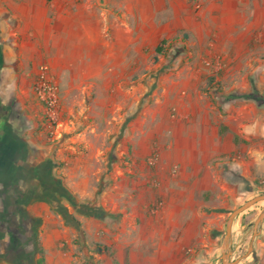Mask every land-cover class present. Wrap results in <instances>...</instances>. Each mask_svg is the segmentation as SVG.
<instances>
[{
  "label": "crops",
  "instance_id": "obj_1",
  "mask_svg": "<svg viewBox=\"0 0 264 264\" xmlns=\"http://www.w3.org/2000/svg\"><path fill=\"white\" fill-rule=\"evenodd\" d=\"M82 14V0H0V264H194L181 241L208 247L210 260L231 205L264 194V64L249 66L250 84L228 63L222 91L194 100L166 139L148 143L152 167L147 154L127 153L131 130L116 142L113 126L62 129L52 156L44 132L8 102L18 83L33 85L22 63L55 38L51 23L65 33ZM258 234L246 260L264 264V222Z\"/></svg>",
  "mask_w": 264,
  "mask_h": 264
},
{
  "label": "rangeland",
  "instance_id": "obj_2",
  "mask_svg": "<svg viewBox=\"0 0 264 264\" xmlns=\"http://www.w3.org/2000/svg\"><path fill=\"white\" fill-rule=\"evenodd\" d=\"M82 2L83 14L77 16L80 21L70 23L65 33L62 22L58 26L51 23L55 38L49 41L41 38L40 44L46 40L40 47L43 53L32 55L29 66L26 61L22 63L25 70L19 73L24 70L30 77L35 75L33 85L18 83L8 102L9 110L18 113L26 127L44 132L52 156L62 143V129L84 131L113 126L116 142L124 130L130 129L133 139L127 153L143 157L147 154L149 161L157 154L148 148V143L159 144L161 137L166 139L163 134L176 129L181 111L187 114L194 100L200 102V97L209 98L222 91L221 78L228 63L238 64L237 80L246 78L250 84L255 83L257 71L249 66L264 64V0ZM39 32L46 31L40 28ZM162 40L166 41L164 45ZM160 45L163 51L158 55L155 49ZM40 66L47 67L48 76L57 88V120L51 128L46 107L35 91ZM212 84L216 90L210 93ZM5 92L0 85V98ZM108 148L109 144L103 159L108 155L112 158ZM249 199L242 198L231 205L218 240L209 245L210 260L205 259L203 252L208 247L204 250L199 247L203 250L199 252L190 241L180 242L179 254L195 259L194 264H220L227 217ZM263 208L264 202H259L235 220L231 233L232 260L240 259L247 253L250 242L257 241L259 234L253 235L252 227ZM247 257L239 262L256 264L255 260H246Z\"/></svg>",
  "mask_w": 264,
  "mask_h": 264
},
{
  "label": "water",
  "instance_id": "obj_3",
  "mask_svg": "<svg viewBox=\"0 0 264 264\" xmlns=\"http://www.w3.org/2000/svg\"><path fill=\"white\" fill-rule=\"evenodd\" d=\"M259 202H264V194L257 195L247 201H245L242 205L238 206L234 210H232L226 220L225 223V235L223 237V241L221 244V263L220 264H238L239 261L247 257L252 251V244L249 245L247 253L243 255L240 259L232 260V249H231V233L234 221L245 211L253 207L255 204ZM264 221V208L259 212L257 217L253 223V235L258 234V228ZM254 238V237H253Z\"/></svg>",
  "mask_w": 264,
  "mask_h": 264
},
{
  "label": "built area",
  "instance_id": "obj_4",
  "mask_svg": "<svg viewBox=\"0 0 264 264\" xmlns=\"http://www.w3.org/2000/svg\"><path fill=\"white\" fill-rule=\"evenodd\" d=\"M208 64V63H207ZM218 66V65H217ZM35 91L39 100L46 107L48 120V128L56 123L57 120V88L49 78L46 66H40L36 77ZM156 163V158H150L148 164L153 166Z\"/></svg>",
  "mask_w": 264,
  "mask_h": 264
},
{
  "label": "trees",
  "instance_id": "obj_5",
  "mask_svg": "<svg viewBox=\"0 0 264 264\" xmlns=\"http://www.w3.org/2000/svg\"><path fill=\"white\" fill-rule=\"evenodd\" d=\"M165 43H166L165 40H162V41H161V45H164ZM161 45L158 46V47H156V49H155V53L158 54V55H161V54H162V51H163Z\"/></svg>",
  "mask_w": 264,
  "mask_h": 264
},
{
  "label": "flooded vegetation",
  "instance_id": "obj_6",
  "mask_svg": "<svg viewBox=\"0 0 264 264\" xmlns=\"http://www.w3.org/2000/svg\"><path fill=\"white\" fill-rule=\"evenodd\" d=\"M3 116H4V113H3V110H2V108L0 106V120H1V118H3Z\"/></svg>",
  "mask_w": 264,
  "mask_h": 264
}]
</instances>
